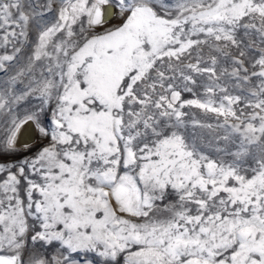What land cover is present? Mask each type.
Segmentation results:
<instances>
[{
	"label": "snow or ice",
	"instance_id": "snow-or-ice-1",
	"mask_svg": "<svg viewBox=\"0 0 264 264\" xmlns=\"http://www.w3.org/2000/svg\"><path fill=\"white\" fill-rule=\"evenodd\" d=\"M0 264H264V0H0Z\"/></svg>",
	"mask_w": 264,
	"mask_h": 264
}]
</instances>
